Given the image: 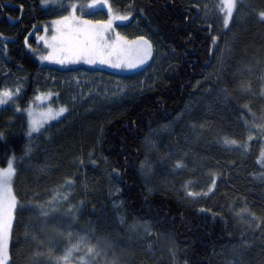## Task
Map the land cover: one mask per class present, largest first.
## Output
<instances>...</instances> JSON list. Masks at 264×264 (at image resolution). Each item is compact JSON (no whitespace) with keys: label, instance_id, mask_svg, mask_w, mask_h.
Listing matches in <instances>:
<instances>
[{"label":"trees","instance_id":"16d2710c","mask_svg":"<svg viewBox=\"0 0 264 264\" xmlns=\"http://www.w3.org/2000/svg\"><path fill=\"white\" fill-rule=\"evenodd\" d=\"M109 2L120 12L125 11L129 3L134 4L127 26L132 35L138 30L148 35L166 56L161 62L160 77L154 87L118 104L46 125L47 131L41 129L43 134L32 137V151L25 155L29 147L26 119L17 113L16 107L26 109L41 91V86L49 85L45 75L51 77V73L83 70L106 76L120 75L96 68L61 70L41 64L35 54H40L43 48L35 43L33 35L41 33L42 24L62 16L64 9L43 8L40 0H0V57L4 68L0 88L4 78L23 84V90L15 97V105L0 108V167L6 166L10 158H14L15 167L12 191L17 205L10 238L11 264H56L54 257L62 255L69 246L64 226L61 230L65 235L51 233L55 237L51 251L46 242H41L43 234L26 228V225H36L44 219L38 216L36 205L48 201L69 179L73 180L70 201L62 202L61 212L70 203L76 211V219L72 220L71 216L61 218L71 224L70 230L89 233L92 243L97 237L115 241V252L120 253L123 248L129 264H158L159 261L151 260L139 241L128 238L118 223L111 204L113 198L117 199L126 220L149 222L154 232L175 240L185 264H235L236 245H240L242 264H264V242L261 241L264 228L253 232L235 215L248 208L264 217V180L259 179L264 167L257 163L264 148V136L251 125L252 114L257 118L264 114L259 79L261 67H264V23L258 21L256 7L250 6L247 0L237 4L249 16L243 26L236 29L225 69L219 81H214L215 74L206 78L214 61V54L209 51L215 47L211 42L212 28L202 22L195 4L187 0ZM256 3L264 6V0ZM25 38L28 47H25ZM153 59L149 58L146 67L121 77L133 79L149 68ZM241 80L250 84L251 93L241 94L237 90ZM199 82L212 85L216 97L218 90L226 86L238 101L230 98L225 103L217 97L211 107L199 104L181 121L175 122L172 133L163 136L155 147V164L145 184L139 167L144 162L147 133L173 120ZM244 103H248L250 112L243 108ZM241 113L249 121L251 133L240 118ZM205 122L206 127L201 129L199 125ZM192 123L197 125L195 130L190 127ZM249 134L252 139H248ZM224 136L246 142L248 152L224 145L219 139ZM197 138L217 140V147L206 145L203 148L206 153L210 151L208 154L218 164L216 184L207 196L187 197L182 185L188 175L182 168L174 170V165L178 159L186 162L185 152L194 147ZM199 148L197 145L196 149ZM104 170L118 185V193L111 198L103 190ZM84 174L89 185L85 190L81 187ZM63 190L68 191L67 188ZM190 190L207 191L191 186ZM21 208L26 210L21 213ZM200 208L211 211L200 212ZM26 233L29 235L25 244ZM32 235L37 238L31 239ZM243 241H247L249 247H244ZM36 248L41 249L40 255H35ZM112 251L107 252L109 259ZM85 253L86 248L74 253L70 264H79L78 257ZM93 264H96L95 260ZM100 264H103L102 260Z\"/></svg>","mask_w":264,"mask_h":264},{"label":"snow or ice","instance_id":"6c2138e0","mask_svg":"<svg viewBox=\"0 0 264 264\" xmlns=\"http://www.w3.org/2000/svg\"><path fill=\"white\" fill-rule=\"evenodd\" d=\"M99 3L108 10V19L104 21H91V20H82L80 17L75 15V10L77 5L71 3L68 8V14L62 15L58 19L52 20V32L51 36L43 37L44 47L48 50L46 54H40L37 58L41 61H50L55 62L61 65H65L69 62H76L83 60L86 64H94L99 62L100 64H107L113 68H126V69H135L149 60V58H154V49L155 45L153 41L144 36H137L134 40H127L125 37L121 36L119 33H116L115 38L113 39L111 34L108 33L107 29H112L113 20H127L133 14L134 4L129 3L127 9L123 12L119 10L114 11L109 0H93V3L89 4V7H93ZM42 6H47L49 0H40ZM63 6V5H61ZM195 6V5H193ZM220 13L223 14V27L228 29L230 26V19L233 17V12L236 7L235 0H220L219 5L217 6ZM21 8L23 6L21 5ZM143 12V10H141ZM207 15V13L205 14ZM258 21L264 23V9L256 13ZM187 20L188 17H185ZM203 22V21H202ZM211 27V24L208 25ZM115 31V29H112ZM47 31V29L45 30ZM2 38V34H0ZM211 42L213 46H218V35L211 36ZM27 38H25V47H28ZM7 50V45H5V52ZM210 54H215V47L209 49ZM261 63L260 61L257 62ZM219 69L217 70V81L220 79V74L225 67V59L223 53L218 57ZM251 69L249 68V72ZM261 81L260 95L264 97V67H261V73L259 76ZM154 81L150 84L147 81H140L138 85L134 87H139L142 92L145 87L152 88L154 87ZM212 85L209 86L211 89ZM237 90L241 93H251V87L249 83H246L244 80H241L237 85ZM19 92V86H17L16 91L13 92L10 88H0V106L6 105L9 103L15 102L16 94ZM120 92H126V89L120 88ZM218 99L227 103L229 99H236L238 97H233L229 92L228 88L225 86L218 90L217 94ZM37 99H40L38 96ZM75 99V97H74ZM243 108L249 109L248 103L243 104ZM16 111H21L20 107H16ZM68 109L66 107H59L56 109H48L45 112L40 114V118H35V113L29 112V147L25 150V155L32 151L33 145L31 144L32 133L36 132L38 134H43V131H47L46 128H43V125L48 120L57 119L62 117ZM241 119H244L245 126L249 133H251V127H249V121L244 117L243 113L240 116ZM183 119V113H178L175 117V121L169 120L167 125H163L162 129H167L171 127L172 123L178 122ZM251 125L254 126L259 133L264 136V114L259 118L252 114ZM190 127L195 130L197 125L192 123ZM201 129L206 127V122L199 125ZM158 135V133H157ZM2 138V137H0ZM224 145L226 146H235L242 149L243 152H248L249 145L244 142L241 143L237 139L229 138L227 136L219 138ZM248 139H252L251 134H249ZM146 142L149 145L153 144L154 136L145 137ZM91 158V154H89ZM95 163V161H93ZM257 163L264 167V148H262L259 157H257ZM186 167L182 160L178 159L175 161L174 170L181 169ZM143 170V165H142ZM113 172H116V169H113ZM14 173V167L12 161H9V166L6 169H0V264H11L10 262V238L12 235L13 221L15 215V208L17 205V198L12 193L10 184L12 181ZM143 174V171H142ZM259 179L264 180V172L260 173ZM73 180H66L64 184L60 185L56 190V194L53 195L45 203L36 205L39 208V223L36 225L29 224L26 225V228H30L32 232H38L43 234L42 243L46 242L49 250L51 251L55 243V237L51 233L57 235H65V231L61 230V226H64L67 229V237L69 238V246L66 247L63 251V254L57 257H54L56 264H60L63 261V264H70L74 253L80 252L82 249L86 248V253L78 257L79 264H93V261H96V264H100V261H103V264H129L125 256V250L122 248L120 253L115 252L116 242L111 241L104 237H97L96 242L92 243L90 239V234L85 232L80 234L79 232H74L71 229V224L67 223L66 220L61 217L71 216L72 220L76 219V211L73 206L68 203V207L65 211L61 212L62 202L70 201L69 192L71 190ZM216 184V173L212 174V184L208 186L207 191L204 192H194L190 190L192 181L186 180L182 188L185 191L187 197H196V196H207L208 193L213 191V186ZM67 188L68 191L63 189ZM119 191V189H117ZM151 191V189H149ZM231 207V206H230ZM26 209L21 208V213ZM200 212L211 211L210 209L200 208ZM59 213V215H56ZM216 215V213H213ZM235 215L239 216L240 222L247 225V228L255 232L257 229L264 228V217L257 216L255 212H252L248 208H243L240 211L236 212ZM250 217V219L248 218ZM120 223L123 225L125 223L123 216L120 217ZM129 231H137V226L133 225ZM29 233H26L24 243H27ZM141 235L151 236L153 232L151 227L145 224L143 228V233ZM36 235H32L31 239L35 240ZM75 240L72 243V240ZM169 251L172 253L173 259L176 258V245L175 242L171 240ZM261 241L264 242V234L261 235ZM17 243H20L19 241ZM244 247H249L247 241H243ZM151 247V245H149ZM240 245L234 246L236 251L235 264H242V253L239 252ZM109 249H112V258L109 259L107 252ZM41 249H35V255H40ZM100 258V259H97ZM35 264V262H34ZM231 264V262H230Z\"/></svg>","mask_w":264,"mask_h":264},{"label":"rangeland","instance_id":"374dc122","mask_svg":"<svg viewBox=\"0 0 264 264\" xmlns=\"http://www.w3.org/2000/svg\"><path fill=\"white\" fill-rule=\"evenodd\" d=\"M193 4H195L196 8L200 11V19L208 26L211 24L212 28V35H218V46H215V54H214V61L213 66L211 68V73L207 71L206 78L209 79L212 75L215 74L214 81L217 80V70L219 69L218 64V57L223 53L224 59H225V66L227 62L228 53L231 50V42L232 39L235 36L236 29L241 28L249 16L248 12L244 8H242L241 5L237 6V4L241 1L246 0H235L236 7L233 12V17L230 19V26L228 29H225L223 27V14L220 13L218 9V5L220 3V0H187ZM250 6H254L257 9V12L264 9V6H258L257 0H247ZM71 3H75L77 5V8L75 10V15L77 17H80L82 20H91V21H104L108 19V10L106 7L100 5L99 3H96L95 6L89 7V4L93 3V0H49V4L47 6H42L43 8L47 7H59L64 9L65 13L63 15L68 14V6ZM110 3V2H109ZM111 4V3H110ZM259 4V3H258ZM63 5V6H61ZM112 6V5H111ZM113 10L116 11V9L112 6ZM207 13V15H205ZM59 18V17H58ZM56 18V19H58ZM54 20V19H53ZM131 18L129 17L127 20H113L112 29H115L113 31L112 29H107L106 31L111 34L112 38H115L116 33H119L121 36L125 37L127 40L131 41L134 40L136 36L144 35L149 38L148 35H146L144 32H141V30H138V33H135L136 35H132L128 28V24L130 23ZM52 20L42 24L40 26L41 33H36L33 35V40L35 43L43 48V50L40 52V54H46L47 49L44 47L43 43V37L51 36L52 32ZM209 27V26H208ZM47 29V31H45ZM32 32L28 34V36H31ZM27 36V37H28ZM155 45V44H154ZM160 48H158L155 45L154 49V59L151 63V66L147 68L145 71L141 72L140 74L135 75L133 79L124 78L121 76H124L126 74H131L133 72H137V70L141 69L142 67H146V63L139 69H126V68H113L108 66L107 64H100L99 62L94 64H86L83 62V60H79L76 62H69L65 65H61L55 62L50 61H41L39 62L41 64H48L50 67L66 70L69 68H77L82 67L86 69H100L102 71L108 72L110 74H116L120 76H106L104 74L100 73H91L88 70L83 71H73V72H64V73H58L55 75L54 73H51V77L45 75V78H48L49 85L48 86H41V91L32 98L30 103L28 104L27 108L24 110H21L17 113L22 114L26 119V135L29 139V112L35 113V118L39 119L40 114L42 112L47 111L48 109H56L61 106L66 107L68 111L63 114L62 117H59L57 119L48 120L44 123L43 128L46 125H49L51 123L57 122L59 120L67 121L72 117H75L76 115H85L91 112L99 111L103 109L105 106H111L114 104H118L122 102L123 100H126L128 98H131V96L137 94L138 92H141L139 87H134L139 84L140 81H147L148 83L155 82L158 77H160V68H161V62L164 61V58L166 57L163 55L162 51L160 52ZM35 52V51H34ZM33 52V53H34ZM40 54H35L37 57ZM167 55V54H166ZM225 69V67H224ZM223 69V71H224ZM4 71L3 68V61L0 57V75ZM222 71V72H223ZM221 72V73H222ZM17 86H19V92L17 94H20L23 90V84L21 86V83L18 81H12L11 79L4 78L2 79V86L1 88H10L13 92L16 91ZM210 85L207 83H197L195 86V92L188 98V100L185 102L183 108L179 113H183V117L190 112H192L198 105L205 106L206 108L211 107L213 104L216 103L217 97L216 94ZM120 88L126 89V92L121 93ZM148 89V87H145L144 90ZM143 90V91H144ZM16 94V96H17ZM40 97V99H37V97ZM75 97V99H74ZM15 99V98H14ZM14 103H9L6 105H2L1 107L6 106H14ZM175 121V120H174ZM169 123V122H168ZM163 123L159 127H155L151 129L146 137L148 136H154V141L152 145H149L145 140L146 148L149 151H152L153 146H155L156 143H159L161 138L167 134H171L174 129V123H172L171 127L165 129H162L163 125L168 124ZM158 133V135H157ZM37 133L33 132L31 135L32 137L35 136ZM188 144L189 141H187ZM187 144V147H188ZM197 145H200L199 149H196ZM206 145H213L217 147V140L214 138L211 140L207 139H199L197 138L196 142L193 143L194 147H189L190 149L185 152V159L186 162L184 164L186 167L182 168V171L188 175V180L192 181L191 188H194L195 190L201 189L204 191L205 189H208V186L212 184V174L213 172H217L218 164L215 159L212 158L210 151L204 152L203 150ZM9 161H12V165L14 167V158H10ZM143 165V170H142ZM140 172L141 175L144 177L145 180H149L150 172L152 171L151 168H153V164L149 159L144 160L142 163ZM9 166V162L6 166L0 167V169H6ZM105 169V168H104ZM105 171V170H104ZM143 171V174H142ZM15 174V167H14V173L12 177V181L10 184L11 190H12V182ZM107 171H105V184L103 185V190L107 193V195L111 198L114 197L118 191V185L115 182L114 178L111 176V174L107 175ZM147 183V182H146ZM81 187L82 189H87L89 187L87 183V178L84 174L83 179L81 181ZM13 193V191H12ZM111 204L116 210L117 214V220L118 223H120V217L123 216V212L119 209V203L117 199L113 198L111 200ZM123 219L125 223L121 225L125 233L127 234L129 239H134L135 241H139L141 244V247H143L144 252L149 256L151 260L159 261L158 264L164 263V264H185L184 260L181 259L179 255V245L176 243L175 240H173L170 236H167L165 234H162L160 232H153V235L147 236V235H141L143 233V228L145 224L150 225L149 222L141 221L137 219L132 220H126L123 216ZM137 226V231H129V229L133 226ZM169 237L172 241L175 242L177 251H176V258L173 259L172 253L169 251L170 247V241ZM151 245V247H149Z\"/></svg>","mask_w":264,"mask_h":264},{"label":"bare ground","instance_id":"6f19581e","mask_svg":"<svg viewBox=\"0 0 264 264\" xmlns=\"http://www.w3.org/2000/svg\"><path fill=\"white\" fill-rule=\"evenodd\" d=\"M177 116V115H176ZM175 120V117H174V119H173V121ZM181 121V120H180ZM179 122V121H178ZM157 146V143L155 144V146H153V148L154 147H156ZM145 156H144V160H147V159H149L150 161H151V163L154 165L155 164V162H154V159H153V156L155 155V153H156V149H152V151H149L146 147H145ZM142 165V164H141ZM141 165H140V167H139V171H140V168H141ZM151 170L153 171V168H151ZM152 171L150 172V175H149V178H150V176H151V173H152ZM141 173V172H140ZM141 175V174H140ZM141 178H142V180H143V182L146 184V182H148L149 180L147 179V180H145V176L143 177L142 175H141Z\"/></svg>","mask_w":264,"mask_h":264},{"label":"crops","instance_id":"0c3cea01","mask_svg":"<svg viewBox=\"0 0 264 264\" xmlns=\"http://www.w3.org/2000/svg\"><path fill=\"white\" fill-rule=\"evenodd\" d=\"M143 65H144V64H143ZM143 65H141V66L137 67L136 69H139V68H141Z\"/></svg>","mask_w":264,"mask_h":264}]
</instances>
